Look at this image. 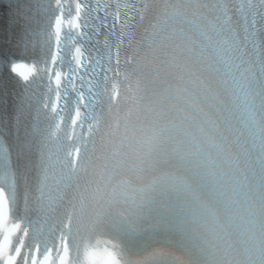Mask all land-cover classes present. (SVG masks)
I'll return each mask as SVG.
<instances>
[{"label": "snow or ice", "instance_id": "1", "mask_svg": "<svg viewBox=\"0 0 264 264\" xmlns=\"http://www.w3.org/2000/svg\"><path fill=\"white\" fill-rule=\"evenodd\" d=\"M5 2L11 39L0 44V264H75L70 250L62 254L63 232L49 243L56 232L58 189L44 183L46 172L31 208L25 194L27 220L12 215L19 189L15 145L25 121L30 118L35 127L41 114L57 141L55 129L65 120L80 127L97 120V108L114 84L122 51L131 45L147 0H0V10ZM209 10L212 20L202 15ZM196 14L209 24L219 47L236 52L237 61L242 50L258 54L264 72V0H213ZM260 105L264 107V98ZM258 147L264 161V135ZM72 151L63 152L62 179L68 182L74 175ZM61 152L57 144L58 158ZM205 155L198 150L182 158L187 175L166 173L155 181L175 195L182 244L205 257L204 264H216L217 253L225 264H264V205L257 229L247 219V202L240 199L244 184L239 176L231 188L221 187L223 172ZM225 164L239 172L241 158H226ZM29 235L35 237L31 245ZM81 264L133 262L113 245L90 246ZM150 264H178V257L157 251ZM193 264H201L200 258Z\"/></svg>", "mask_w": 264, "mask_h": 264}]
</instances>
